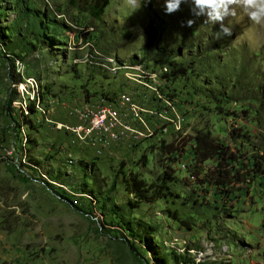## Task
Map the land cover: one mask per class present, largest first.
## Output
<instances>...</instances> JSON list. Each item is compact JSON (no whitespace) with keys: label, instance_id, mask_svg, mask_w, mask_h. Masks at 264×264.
Returning a JSON list of instances; mask_svg holds the SVG:
<instances>
[{"label":"rangeland","instance_id":"rangeland-1","mask_svg":"<svg viewBox=\"0 0 264 264\" xmlns=\"http://www.w3.org/2000/svg\"><path fill=\"white\" fill-rule=\"evenodd\" d=\"M26 2L44 28L37 49L9 47L26 32L16 20ZM68 2L0 0V151L13 146L16 153L15 162L0 154V264H174L175 258L178 264H264V178L251 167L252 161L264 167V26L237 8V17L225 20L232 34L217 38L219 24L193 16L190 0L172 14L164 0H142L139 10L108 0L98 21ZM189 19L193 25L182 26ZM73 56L136 59L153 70H171L168 63L185 67V78L165 80L162 89L175 90L187 124L179 135L187 146L167 155L165 146L176 135L170 132L163 146L157 138L99 159L75 150L55 129L66 122L65 96L136 86L83 65L71 68ZM28 79L44 90L52 122L27 112L34 126L23 122L18 129L4 105L11 101L21 123V104L29 108L36 95L19 92ZM234 131L240 165L225 195L207 183L215 161L199 163L192 138L202 132L230 145ZM164 171L173 178L167 196L136 203L132 177L150 186ZM130 222L134 239L122 229Z\"/></svg>","mask_w":264,"mask_h":264},{"label":"built area","instance_id":"built-area-1","mask_svg":"<svg viewBox=\"0 0 264 264\" xmlns=\"http://www.w3.org/2000/svg\"><path fill=\"white\" fill-rule=\"evenodd\" d=\"M98 69L107 77L121 76L133 90L104 91L100 95L89 90L81 95L70 94L64 99L69 104L65 123H55V129L69 139L75 149L90 151L94 158L115 153L119 149L135 150L148 140L175 133L169 141H179L186 128V117L175 99L169 98L162 85L166 68L153 70L140 63H132L118 56H73L71 66ZM19 92L30 90L29 101L42 121L51 123L50 111L44 106L45 92L35 81L28 79L18 84ZM28 104H21L19 113L24 117ZM140 148V147H139ZM22 150H26L25 147ZM2 157L15 162V148L0 151ZM21 165V164H19ZM18 165V166H19Z\"/></svg>","mask_w":264,"mask_h":264},{"label":"trees","instance_id":"trees-1","mask_svg":"<svg viewBox=\"0 0 264 264\" xmlns=\"http://www.w3.org/2000/svg\"><path fill=\"white\" fill-rule=\"evenodd\" d=\"M69 5L77 10L84 11L88 13V15L95 21H98L104 11V9L108 5V0H69ZM34 10L32 3L26 2L23 4L20 8V11L17 15L16 20H23L24 22V28H26V32L20 31V34L18 37H16L15 43L9 42V47L13 46H19V45H27L30 46V48L37 49L38 46H40L41 43V33H44V28L42 25H40V22H42L39 17H36L34 13H32ZM31 13V14H29ZM29 14V15H28ZM43 18V16L41 17ZM46 21L47 17L45 18ZM50 20V19H49ZM45 23V22H44ZM48 24V22L46 23ZM51 24V23H50ZM57 28L63 30V31H69L65 24H62L61 22H56ZM49 25V24H48ZM49 28V26H46ZM28 39V37H30ZM54 36V37H53ZM51 37L58 38V34H54ZM58 42V40H57ZM59 43V42H58ZM26 46V47H27ZM25 47V48H26ZM13 49H11L12 51ZM9 51V50H8ZM12 59H19L22 56H9L8 58ZM13 61V60H12ZM132 63H139L136 59L132 60ZM172 68L171 70L167 69V72L164 73V78L168 81V84L172 83L176 80L178 76L180 77H186V71L187 69L181 68L176 63H168ZM75 66H71V68H74ZM146 67V66H145ZM148 68V67H147ZM164 68V67H162ZM91 69V68H90ZM152 69V68H151ZM92 71L99 72L103 74V76L106 77V75L101 72L98 69H93ZM170 92V95H168L169 98L174 99L175 97V90H172L169 86L167 93ZM176 99V98H175ZM11 101L8 100L4 108L9 112V117L12 120L13 123H15L16 127L19 129L22 127L21 124L23 122L28 123L31 127L34 126L33 122L30 120H27L26 117L23 116L21 113L20 120L21 123H19L15 118L13 117V114L11 113L9 107H10ZM30 113H35L34 107L31 105L29 107ZM231 144L230 145H224L220 143L218 140L212 138L209 134H204L202 132H198L195 137L192 139L195 141V152L197 156V160L199 163H204L209 160L215 161V166L213 169V176L210 177L209 181L207 183H213L214 187L219 191V193H223L225 195H228V187L230 184H232L233 177L238 173V171L235 170V166L240 165L238 162V150L236 151V148H232V145L236 141V139L239 137V133L232 132L230 135ZM186 139H180L179 141H173L167 144L165 146L166 148V154L171 155L175 154L177 151V148H181L180 150L184 149L185 146H187ZM175 143H178L179 146H176ZM161 146L165 144L164 140H161L160 143ZM177 154V153H176ZM260 162L252 161L251 167L256 169V173L260 174L264 178V167L260 166ZM37 164L32 165L31 167H35ZM172 176L167 172L164 171L162 175L159 178L158 183H154L150 186H146L144 182L140 179H138L136 176H133L132 179L128 183L129 191L131 194L134 195L136 199V203H149V202H155L161 198H165L167 194L169 193V186L168 183L172 180ZM237 182L241 183L240 180H237ZM112 212L115 215V209L112 208ZM122 229L127 233L130 234L133 239L137 237V231L135 230L134 225L132 223H125L122 224ZM130 247H133L132 243L128 244ZM134 249V247L132 248ZM149 261V258L147 259ZM179 262L177 259H174V264H178Z\"/></svg>","mask_w":264,"mask_h":264},{"label":"clouds","instance_id":"clouds-1","mask_svg":"<svg viewBox=\"0 0 264 264\" xmlns=\"http://www.w3.org/2000/svg\"><path fill=\"white\" fill-rule=\"evenodd\" d=\"M126 4L133 10H139L142 0H125ZM148 2V0H144ZM189 0H164V10L167 14H172L180 10L182 3ZM191 12L193 16L206 17L205 23L219 24L220 28L217 38L220 35L230 36L231 27L225 24L229 18L235 19L238 15L237 8L247 16L252 24L264 26V0H190ZM194 20H187L182 26L191 27Z\"/></svg>","mask_w":264,"mask_h":264}]
</instances>
